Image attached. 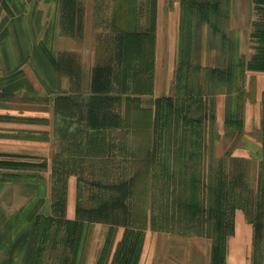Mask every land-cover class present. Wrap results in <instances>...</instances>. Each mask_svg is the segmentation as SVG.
<instances>
[{"label":"rangeland","instance_id":"1","mask_svg":"<svg viewBox=\"0 0 264 264\" xmlns=\"http://www.w3.org/2000/svg\"><path fill=\"white\" fill-rule=\"evenodd\" d=\"M184 1L178 75L169 95L150 97L157 71L153 41L146 39L136 45L129 71L109 68L100 76L106 84L113 70L118 87L92 92L86 104L71 103L62 118L60 129L81 136L64 138V152L57 156L59 196L67 175L77 183L74 221L69 227L66 223V232L63 222L56 221L55 237L49 236L59 254L56 264H84L96 241L95 226L103 248L98 247L94 264H143L141 249L149 230L223 242L234 232L235 211L240 210L252 226V264H264V114L257 129L260 152L246 179L242 159L222 154L213 142L220 132L212 99L227 84L231 67L264 71V0H250L247 25L240 27L230 24L236 16L230 0ZM196 17L198 24L193 23ZM205 22L211 38L196 40L203 36ZM239 28L243 31L235 40ZM204 43L211 57L203 56ZM73 97L79 100L80 95ZM240 105L227 119L229 135L238 130ZM38 252L41 256V248Z\"/></svg>","mask_w":264,"mask_h":264},{"label":"crops","instance_id":"2","mask_svg":"<svg viewBox=\"0 0 264 264\" xmlns=\"http://www.w3.org/2000/svg\"><path fill=\"white\" fill-rule=\"evenodd\" d=\"M184 2L0 0V264H56L59 254L56 256L55 241L50 242L49 236L55 237L56 221L63 222L64 232L66 223L69 227L74 221L77 183L75 176L67 175L64 193L59 196L57 156L64 152V138L81 136L80 131L73 134L60 129L62 118L65 120L71 103L86 104L92 92L118 87L113 70L106 84L100 76L109 68L129 71L136 45H144L146 39L153 41L157 71L150 97L169 95L178 75ZM229 8L236 15L230 24L246 26L250 0H230ZM193 23H200L199 18ZM203 25V36L195 39L207 42L211 34L207 22ZM239 30L235 40L240 39L243 30ZM203 56L211 57L205 43ZM240 68L239 64L231 67L227 84L212 95L220 132L213 142L222 154L242 159L243 175L248 179L260 152L257 129L264 114V71ZM75 95H80L79 100ZM238 104L240 124L229 135L227 119ZM94 229L96 241L84 264H94L98 247L103 248L98 226ZM251 241L252 226L240 210L235 211L234 232L226 236L218 256L208 236L184 238L165 230H149L141 259L143 264H252ZM60 249L58 246V252ZM62 249L65 255L66 242Z\"/></svg>","mask_w":264,"mask_h":264},{"label":"trees","instance_id":"3","mask_svg":"<svg viewBox=\"0 0 264 264\" xmlns=\"http://www.w3.org/2000/svg\"><path fill=\"white\" fill-rule=\"evenodd\" d=\"M262 62V66H263V68H264V58L261 60ZM219 198V197H218ZM217 198V201H219V199ZM221 203H220V201H219V205H220ZM214 240H216V239H214ZM223 243H224V241L222 242V241H218V243L217 242H215L214 243V251H215V253H217L218 251L220 252V251H222V246H223ZM218 250V251H217Z\"/></svg>","mask_w":264,"mask_h":264}]
</instances>
